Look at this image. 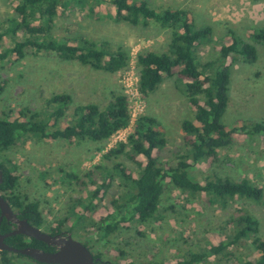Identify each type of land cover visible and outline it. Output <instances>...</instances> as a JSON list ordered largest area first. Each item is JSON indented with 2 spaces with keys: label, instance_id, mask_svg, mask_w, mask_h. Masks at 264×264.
<instances>
[{
  "label": "rangeland",
  "instance_id": "1",
  "mask_svg": "<svg viewBox=\"0 0 264 264\" xmlns=\"http://www.w3.org/2000/svg\"><path fill=\"white\" fill-rule=\"evenodd\" d=\"M141 1L156 10H186L196 26L210 28L209 41L197 47L200 63L218 58L220 46L231 39L230 32L250 42L251 32L264 28V0ZM112 15V7L106 1L98 5L92 1L83 6L71 4L55 18L54 32L59 38L82 37L96 43L108 42L113 48H124L129 54L124 69L108 74L76 62L61 61L54 54L28 52L20 60L11 55L0 61V117L14 119L22 108L43 112L52 95L68 94L72 101L66 110L68 119L78 105L93 103L103 109L111 102L112 93H122L135 117L148 115L161 123L166 145L156 151L155 156L160 164L168 167L184 152L181 122L192 119L187 98L180 90L181 85H177L176 76L165 79L146 99L135 91L140 72L138 55L168 52L170 30L155 22L148 26L115 22ZM12 16L11 2L0 0V19L6 21ZM256 49L254 63L246 64L236 57L230 66L229 101L222 117L226 126H239L240 121L264 123V46L256 45ZM52 122L49 120L50 125ZM131 129L100 143L69 144L30 136L0 155V163L6 169L13 168L11 174L17 178V193L26 202L38 204L45 222L41 228L43 232L48 233L45 231L47 225L56 227L61 221L69 225L70 210L74 206L81 208L76 205L80 202L95 207L93 211L84 212L95 222L107 210L111 211V201L126 190L114 166L120 164L136 177L142 160L129 156L127 148L116 156L106 158L105 155L119 143H125ZM98 167L111 170L113 178L110 186L100 190L89 202L86 195L94 191L95 186L88 184L85 175L97 172ZM195 173L198 177L214 176L235 181L248 178L264 193V136L234 133L232 143L218 149L215 159L200 163ZM67 175L77 178L67 180ZM238 209H246L256 218L258 236L264 239V198L259 203L233 199L225 205H213L207 196H190L171 184L165 185L157 219L144 224H121V229L105 241L98 240L92 226L79 230L78 235L72 237L80 242L88 239L92 254L103 260L117 256L115 249L119 248L139 260L170 263L188 252H196L204 240H223V235L229 232L228 219ZM249 244L245 242L237 248L230 246L225 256L200 264H237L252 256ZM17 262L38 264L27 257L17 258Z\"/></svg>",
  "mask_w": 264,
  "mask_h": 264
},
{
  "label": "trees",
  "instance_id": "2",
  "mask_svg": "<svg viewBox=\"0 0 264 264\" xmlns=\"http://www.w3.org/2000/svg\"><path fill=\"white\" fill-rule=\"evenodd\" d=\"M13 16L4 21L0 19V61L14 55L18 60L29 53L54 54L61 61L76 62L83 66L114 74L124 69L129 62L128 51L122 47L113 48L108 42L96 43L86 38H59L54 32L55 18L71 4L83 6L92 1L95 5L106 1L112 7V19L132 26H148L157 23L171 33L169 50L166 53L146 52L139 54L138 93L146 99L154 93L165 79L176 76L177 85L186 96L192 110V119L181 122L182 146L184 152L178 156L175 164H160L156 151L166 145L161 123L148 115H140L132 125L125 143H119L115 149L105 155L116 156L126 148L129 156L140 157V170L136 177L120 164L114 171L121 179L125 191L111 201V211H106L98 221L85 216L84 212L95 207L77 203L81 208L70 210V224L61 221L56 227L45 228L48 234H61L63 231L77 236L78 231L94 227L99 241L108 240L121 224H144L158 218L159 203L166 184L181 190L190 196H207L210 204L225 205L227 201L238 199L259 203L264 198L263 190L248 178L230 180L214 176L198 177L197 166L203 161L215 159L217 150L232 143V135L240 132L247 137L264 136V123L243 122L239 126H226L222 117L226 111L229 96L230 66L234 58L240 57L246 64L257 60L256 45L264 46V28L251 32L250 42L242 40L230 32L229 43L219 48L218 58L200 63L197 47L209 41L210 28L196 26L186 10L153 9L141 0H9ZM47 109L31 111L22 108L14 119L0 117V155L15 144L30 136L61 140L66 143L80 141L104 142L116 132L128 127L130 110L128 100L122 93H112L111 102L103 109L97 104L78 105L68 119L66 110L71 104L68 94L52 95L47 99ZM49 120H53L49 124ZM58 121L60 122L58 124ZM3 168V183L0 191L7 193L10 205L32 219V225L42 228L45 222L38 210V204L28 203L17 193V178L12 176L13 168ZM67 175L65 179H76ZM88 184L95 190L88 192L86 200L91 202L102 189L110 186L112 171L98 167L97 172L86 174ZM201 178V179H200ZM64 179V180H65ZM81 209V211H80ZM126 229H129L126 228ZM228 233L223 240H204L203 246L196 252H188L180 259L170 263L149 262L129 256L117 248V256L106 259L105 264H200L208 259L228 254V247H240L250 242L252 256L237 264H264V239L258 236V221L246 209L234 211L228 219ZM140 235V233H138ZM25 237L13 236L6 243L16 249L37 248L52 252L53 248L45 243ZM89 250V240L81 241ZM91 251V250H90ZM20 254L0 252V264H20ZM95 257H100L95 255Z\"/></svg>",
  "mask_w": 264,
  "mask_h": 264
},
{
  "label": "water",
  "instance_id": "3",
  "mask_svg": "<svg viewBox=\"0 0 264 264\" xmlns=\"http://www.w3.org/2000/svg\"><path fill=\"white\" fill-rule=\"evenodd\" d=\"M2 181L3 177L0 172V184ZM0 211L1 218L5 217L7 220L14 221L18 224L16 230L6 235H0V252L6 251L20 254L39 264H95L91 251L83 243L73 239L71 233L51 235L41 231L37 227L29 225L26 221L17 220L1 194ZM16 234H22L30 239L41 241L48 247L53 248L54 251H43L32 247L16 249L4 243V238Z\"/></svg>",
  "mask_w": 264,
  "mask_h": 264
},
{
  "label": "flooded vegetation",
  "instance_id": "4",
  "mask_svg": "<svg viewBox=\"0 0 264 264\" xmlns=\"http://www.w3.org/2000/svg\"><path fill=\"white\" fill-rule=\"evenodd\" d=\"M0 172L2 173V177H3V168L1 167V163H0ZM3 183V181H2ZM1 183V184H2ZM0 184V185H1ZM0 194L2 196V198L4 199V201L8 204V206L10 207L12 213L16 216L17 220L19 221H26L29 225L33 226L32 223H33V220L32 219H29L25 216H23V213L19 210H17L16 208L12 207L7 199V193H4V192H1L0 191ZM0 218H1V211H0ZM17 226L18 224L14 221H11V220H7L5 217H2L1 220H0V235H6L8 233H11L12 231L16 230L17 229ZM35 227V226H33ZM41 230V228H39ZM42 231V230H41ZM67 232H62L61 234H65ZM13 236H21V237H25L24 235L22 234H16V235H12V236H8L6 238H4V243H6V240L10 237H13ZM25 240V243L28 242L29 243V240L30 238L28 237H25L24 238ZM8 245V244H7ZM9 246V245H8ZM54 251V249H53ZM3 252V251H2ZM92 253V252H91ZM95 255H93V258H94ZM33 261V260H32ZM94 261H95V264H105L107 262V260H103L102 258L100 257H95L94 258ZM35 262V261H34ZM37 263V262H35ZM39 264V263H38Z\"/></svg>",
  "mask_w": 264,
  "mask_h": 264
},
{
  "label": "built area",
  "instance_id": "5",
  "mask_svg": "<svg viewBox=\"0 0 264 264\" xmlns=\"http://www.w3.org/2000/svg\"><path fill=\"white\" fill-rule=\"evenodd\" d=\"M138 93V90H136L135 91V94H137ZM139 94V93H138ZM140 96V95H139ZM130 112V111H129ZM136 118L137 117H135L131 112H130V123H129V125H128V127L127 128H125V129H123V130H126V129H131V127H132V125H133V123H134V121L136 120ZM123 130H120V131H118V132H116L112 137H114L115 135H117V134H119L121 131H123Z\"/></svg>",
  "mask_w": 264,
  "mask_h": 264
}]
</instances>
